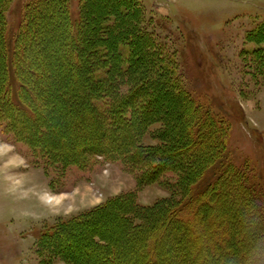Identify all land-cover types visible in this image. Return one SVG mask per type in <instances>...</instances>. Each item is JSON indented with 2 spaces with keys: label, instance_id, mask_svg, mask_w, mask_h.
<instances>
[{
  "label": "trees",
  "instance_id": "16d2710c",
  "mask_svg": "<svg viewBox=\"0 0 264 264\" xmlns=\"http://www.w3.org/2000/svg\"><path fill=\"white\" fill-rule=\"evenodd\" d=\"M75 1L29 0L10 45L13 0H0V131L29 147L54 187L71 166L104 157L132 172L137 189L44 228L37 253L62 247L67 228L92 230L111 211L122 233H95L107 242L93 238L88 252L104 264H119V253L125 264H169V243L184 250L178 264H196V245L203 247L198 257L214 264H264V167L254 174L232 158L229 122L186 86L176 53L150 29L141 0H77V9ZM249 39L264 43V22ZM249 53L264 62V47ZM55 75L60 88L46 84ZM58 91L75 109L69 116L87 122L71 144L54 141L45 119ZM176 100L182 105L172 106ZM173 110L175 118L167 117ZM154 122L165 129L154 130ZM153 137L161 143L147 141ZM150 185L169 195L142 204L137 191Z\"/></svg>",
  "mask_w": 264,
  "mask_h": 264
},
{
  "label": "rangeland",
  "instance_id": "374dc122",
  "mask_svg": "<svg viewBox=\"0 0 264 264\" xmlns=\"http://www.w3.org/2000/svg\"><path fill=\"white\" fill-rule=\"evenodd\" d=\"M28 1L13 0L10 6V45ZM141 1L148 20L151 19L150 29L176 53L186 86L197 100L229 122L232 158L238 163H248L255 174L264 167V62L249 52L264 47V43L251 41L249 34L264 22V0ZM74 8H78L77 0ZM46 82L52 87L61 85L56 75ZM63 98L62 93L56 92L49 106L52 114L44 117L52 120L48 126L52 133L56 131L54 141L71 144L74 133L79 134L87 122L79 113L70 117L75 109L67 107ZM173 103L182 105L178 100L172 101V106ZM174 112L167 117L175 118ZM150 127L163 130L165 123L154 122ZM147 141L161 143L156 137ZM50 178L28 146L0 131V264H104L97 256H88V252L94 247L93 238L96 237L99 246L107 242L95 233L111 239L115 231L122 233V225L114 224L110 221L112 215H106L111 211L100 214L103 222L92 230L74 226L64 230L63 246L54 244L53 251L47 249L43 257L37 253V238L56 221L92 209L109 197L135 191V175L120 162L98 157L86 168L71 166L62 183H56L55 187L49 183ZM137 194L142 204L153 205L168 196L169 191L150 185ZM118 235L115 240L120 247L118 240L122 237ZM168 246L175 253L169 264H178L185 257L184 250L171 243ZM202 249V245L192 248L195 263L200 264L204 257L205 264H214L204 255L198 257ZM120 259L119 253L117 263L123 264L125 260ZM128 264L139 261L131 260Z\"/></svg>",
  "mask_w": 264,
  "mask_h": 264
},
{
  "label": "clouds",
  "instance_id": "9594fccd",
  "mask_svg": "<svg viewBox=\"0 0 264 264\" xmlns=\"http://www.w3.org/2000/svg\"><path fill=\"white\" fill-rule=\"evenodd\" d=\"M258 255H259L261 258H264V252H260V253H258Z\"/></svg>",
  "mask_w": 264,
  "mask_h": 264
},
{
  "label": "bare ground",
  "instance_id": "6f19581e",
  "mask_svg": "<svg viewBox=\"0 0 264 264\" xmlns=\"http://www.w3.org/2000/svg\"><path fill=\"white\" fill-rule=\"evenodd\" d=\"M125 1V0H124Z\"/></svg>",
  "mask_w": 264,
  "mask_h": 264
}]
</instances>
